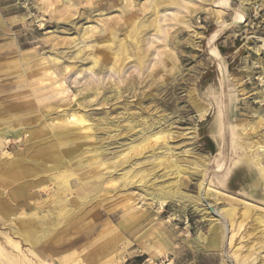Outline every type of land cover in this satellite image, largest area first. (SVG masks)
<instances>
[{
    "label": "rangeland",
    "instance_id": "obj_1",
    "mask_svg": "<svg viewBox=\"0 0 264 264\" xmlns=\"http://www.w3.org/2000/svg\"><path fill=\"white\" fill-rule=\"evenodd\" d=\"M218 1L228 10L218 13ZM232 11L245 14L246 21L236 24ZM211 40L225 66L224 80L209 54ZM93 54L100 58L91 67ZM32 88L52 97L36 106ZM218 105L234 150L232 164L241 160L239 166L258 173L256 196L262 201L233 189L239 174L232 175L231 183H218L220 169L211 160ZM72 115L81 116L83 124L71 125ZM103 117L112 123L99 126ZM159 117L165 119L167 143L149 142L142 150L137 144L127 153L129 129L117 128ZM26 125L43 127L45 137L24 145L29 129L19 139L5 130ZM64 129L84 145L66 167L74 175L67 180L65 211L60 216L41 211L54 208L58 185L52 172L41 175L29 169L21 181L0 180V206L10 190L20 192L21 199L26 196L22 203L28 205L18 204L6 216L0 211L1 245L7 237L27 255L32 248L51 264H264V175L247 163L251 147L264 148V0H0V173L7 162L4 152L24 154L31 166L37 157H32L33 149L54 142L49 131ZM166 147L168 155L149 157ZM186 150L188 154L182 152ZM202 158L212 199L200 195V204L212 209L213 219L195 201L184 205L170 200L159 210L139 183L147 176V187L157 190L169 189L177 180L179 190L195 198L200 178L192 168ZM78 160L85 162L76 169ZM100 161L114 162L113 168ZM11 197L13 204L19 203ZM223 208L234 210L231 224L225 222L226 238L214 228L221 226L215 220ZM32 213L35 222L27 220ZM85 257L91 262H84Z\"/></svg>",
    "mask_w": 264,
    "mask_h": 264
},
{
    "label": "bare ground",
    "instance_id": "obj_2",
    "mask_svg": "<svg viewBox=\"0 0 264 264\" xmlns=\"http://www.w3.org/2000/svg\"><path fill=\"white\" fill-rule=\"evenodd\" d=\"M67 2V1H66ZM158 3V2H157ZM224 3V2H223ZM217 6L220 7V9H218V13L221 12H225L228 10L227 5L221 7V2L218 1L216 2ZM175 5V4H174ZM176 6V5H175ZM172 6V7H175ZM154 8V7H153ZM183 10V9H182ZM174 11V10H173ZM177 11V10H176ZM235 11V10H234ZM237 11V10H236ZM159 10L157 11L158 14ZM165 12V11H164ZM169 12V10H168ZM233 12V11H232ZM171 13V12H170ZM234 13V19H235V23L236 24H240V23H244L246 21V15L242 14L240 12H233ZM148 14V13H147ZM156 14V20H159V17H157ZM166 19V18H165ZM92 20V19H91ZM155 20V18L153 19ZM163 20V19H161ZM93 22V20H92ZM146 22V21H145ZM149 22V20H148ZM154 22V21H153ZM159 22V21H158ZM137 23V22H136ZM152 24V23H151ZM144 25V24H143ZM84 27V26H83ZM89 27V26H88ZM91 27V26H90ZM93 27V26H92ZM155 27V26H154ZM153 27V28H154ZM227 28L226 26L223 27V29ZM82 29V28H81ZM223 29H221L220 31L216 32V35L219 34ZM89 30V29H88ZM158 30V29H157ZM151 31V29H150ZM164 31V30H162ZM152 32V31H151ZM196 33V32H195ZM215 37V36H214ZM212 37V38H214ZM128 38V35L125 36V40ZM113 40V38H112ZM124 40V41H125ZM135 40V39H134ZM106 41V40H105ZM127 42V40H126ZM85 43V42H84ZM83 43V44H84ZM107 45H109L111 42H106ZM121 45L123 46V51L124 54L127 52V46L126 43L124 42L123 44L121 43ZM97 47L100 46V43L96 45ZM259 50V49H257ZM209 54L210 56H212V58L214 60H216L217 65H218V69L221 72V78L223 79V70H225V66L222 63V59L219 58V56L216 54V50L215 48L212 46V40L211 43L209 44ZM151 55V54H150ZM128 57V56H127ZM72 58V57H71ZM100 58V56L93 54L92 56V62L91 67H94L98 64V59ZM127 61V60H126ZM69 64V63H68ZM86 65V64H85ZM83 66V65H82ZM113 66V65H112ZM66 67V66H64ZM90 67V66H89ZM91 67L89 69H91ZM129 67V65H128ZM149 67V66H148ZM84 68V67H83ZM47 71V70H46ZM85 71V70H84ZM76 74V73H75ZM94 81V80H93ZM91 84V83H90ZM94 85V84H93ZM97 85V84H96ZM169 85V84H168ZM86 86V85H84ZM95 86V85H94ZM90 87V86H89ZM98 87V86H97ZM94 88V89H97ZM81 88V87H80ZM108 88V87H107ZM67 89V88H66ZM89 89V88H88ZM30 90H34L33 91V95L35 94V98L38 100V102L36 103V106H38L40 103L41 104H46V100L47 97H52V93L50 92L49 94L47 92H45L42 89H37L35 90V88H32ZM96 90H94V93ZM99 92V91H98ZM87 93V91H86ZM106 93V92H105ZM118 93V92H117ZM99 94V93H98ZM119 94V93H118ZM188 94V93H187ZM103 95V93H102ZM222 95L224 96V99L226 98V93L224 91L223 88V92ZM88 96V95H87ZM97 96V95H96ZM115 96V95H114ZM119 96V95H116ZM33 97V98H34ZM93 97V96H92ZM100 97V96H99ZM228 97V96H227ZM83 98V97H82ZM87 98V97H86ZM80 99V98H79ZM116 99V98H115ZM89 100V99H88ZM111 100V99H110ZM86 101V100H85ZM96 101V100H95ZM146 101V100H145ZM157 101V100H156ZM223 103V102H222ZM99 104V103H98ZM226 104V103H225ZM177 105V104H176ZM93 106V105H92ZM227 107V106H226ZM57 108V107H56ZM97 108V107H96ZM104 108V107H103ZM224 108V106H223ZM44 109V108H43ZM98 109V108H97ZM99 110V109H98ZM226 110V109H225ZM159 111V110H158ZM53 112V111H52ZM106 111H104L105 113ZM206 110L201 111V113H199L200 116H203V114H205ZM42 113V112H41ZM137 113V111H136ZM154 113V112H153ZM76 114V113H75ZM79 114V113H78ZM110 114V113H109ZM40 115V114H39ZM43 115V114H42ZM80 115V114H79ZM104 115V114H103ZM102 115V116H103ZM124 115V114H123ZM167 115V114H166ZM125 116V115H124ZM107 117V115H106ZM120 117V116H119ZM147 117V116H146ZM65 118V117H64ZM85 118V117H84ZM102 118V117H101ZM127 118H129L127 116ZM153 118V117H152ZM152 118H148V119H144V120H140L139 122H134L132 125H130V123H128L125 126H122L121 128H117V132L120 131V129H124V130H128L130 133L126 139L128 140V143L125 145L126 146V150H128L127 153H129L130 150H134L137 148V144L140 145L141 150L142 147L144 145H146L149 142H154L157 143L159 142V140L164 141V143L166 144L167 141L164 140L165 138V130L163 129V125L165 123V119L163 117H159L157 120L152 119ZM202 118V117H201ZM216 118H217V124H216V130H215V135H214V140L216 142V153L215 155L211 156V160L217 164L218 169H220V176L218 178V183L220 185L224 184V183H231L233 182L232 179V175L235 176L236 178L238 177L239 182H237L236 184H238L237 186L235 185L233 187V189L239 193L242 194L250 199H255V200H259L262 201L261 198H257L256 195H258L259 191H260V186H261V180L259 178V175L256 171H252L249 170L248 167H246L245 165L239 166L240 161H238L237 165L232 164V156L231 154L233 153V147L230 145V141H229V137H228V133L226 130V127L228 125H226V123L224 122V112L222 110V106L218 105L217 108V114H216ZM57 119V118H56ZM67 119V118H66ZM119 119V118H118ZM137 120V118H136ZM47 121V120H46ZM50 121V120H49ZM57 121V120H56ZM82 121L84 122V120L82 119L81 116L78 115H72V118L69 120V122H71L72 124H75V126L81 125L83 124ZM103 121L104 122H100L98 125L99 126H107L110 123H112V120L108 119V118H104L103 117ZM117 121V120H116ZM134 121V120H133ZM45 122V121H44ZM53 122V120H52ZM51 122V124H52ZM60 122V121H59ZM114 122V121H113ZM259 122V121H258ZM19 123V122H18ZM22 123V122H21ZM41 123V122H40ZM58 123V122H57ZM115 124H117V122H114ZM113 123V124H114ZM37 125V124H36ZM48 125V123L46 124ZM45 125V126H46ZM50 125V124H49ZM53 125V124H52ZM51 125V126H52ZM58 125V124H57ZM94 125V124H93ZM97 125V124H96ZM173 125V124H172ZM137 126L139 127L138 130H136L135 128H137ZM168 126V125H167ZM7 127V126H6ZM54 127V126H53ZM247 127V126H246ZM112 128V127H111ZM116 128V127H115ZM27 129H29L28 132V138L26 139V141L24 142V145L27 144L30 141H36L39 139H42L43 137H45V132H43V127L42 128H31L29 125L25 126V127H20L14 130H10L9 128H6L5 130L6 133H14L18 139L21 136L22 133H24L23 131H26ZM48 129V128H47ZM52 129V128H51ZM251 130V128H249ZM126 130V131H127ZM47 131V130H46ZM66 129L62 130L61 133L60 131H49L50 135L54 138V142L49 143L43 147L37 148L35 149L34 146L31 148H34L33 151L35 150V153L32 155V157H38V162L35 161L37 159L34 158V161L31 162V166H29L27 164V160L24 158V154L18 155V154H14V155H9L7 154V152H4L6 158H7V162L6 164L3 166V170H1L2 172L0 173V180H2V184L8 181H13V182H17V181H21L24 177L23 173L26 172V170H31V172L37 173V174H41L43 175V173L49 171L54 173L53 175V181L54 183H56L58 185V187L56 188V192L54 193V195H52L53 197V210H45V208H41V211L49 213L50 216H54V214H56L57 216H60L63 214V212L65 211L64 206L66 205V203L68 202L66 199L67 196V192L69 191V187L67 185V180L68 177H72L73 171H67L68 167V163L71 162V160H73L81 151V149L84 148V145L81 143V141L75 137V135L73 134L74 132L72 130L67 131ZM103 132L104 135H106V130L104 129ZM112 131V130H111ZM115 131V130H114ZM171 131V128H170ZM48 132V134H49ZM248 132V131H247ZM109 133V132H108ZM112 133V132H111ZM85 134V133H84ZM87 134V133H86ZM97 134V133H95ZM11 136V135H10ZM98 136V135H97ZM113 136V135H112ZM93 137V136H92ZM94 138V137H93ZM92 138V140H93ZM9 139V138H8ZM89 139V138H88ZM91 139V138H90ZM89 139V140H90ZM104 139V138H103ZM17 141V140H16ZM88 141V140H86ZM94 141V140H93ZM100 141V140H99ZM103 141V140H102ZM100 141V142H102ZM14 142V141H12ZM138 142V143H137ZM35 143V142H33ZM107 143V142H106ZM160 143V142H159ZM21 144V143H20ZM36 144V143H35ZM161 144V143H160ZM3 145V143L1 142V146ZM23 145V144H22ZM21 145V146H22ZM103 146V145H102ZM152 146V145H151ZM155 146V145H154ZM153 146V147H154ZM166 146V145H165ZM9 146H7L8 148ZM27 146H24L23 148L25 149ZM104 147V146H103ZM107 147V145H106ZM168 147V145H167ZM165 148L163 150H160L158 152H156L155 154L149 155L150 158H152V156H164V155H168V148ZM185 147V146H184ZM31 148L26 149L24 151L27 152V154H30V151L27 150H31ZM99 148V147H98ZM162 148V147H160ZM169 148L171 149L172 147L169 146ZM103 149V148H102ZM140 149V148H139ZM97 150V149H96ZM109 150V149H108ZM95 151V150H94ZM136 151V150H135ZM258 152H261V154H257ZM90 152V151H89ZM119 152V151H118ZM137 152V151H136ZM135 152V153H136ZM186 154H188L187 150L186 151H182ZM230 152V154H229ZM88 153V152H87ZM92 153V152H91ZM100 153H106L104 151H100ZM111 153V152H110ZM117 153V152H116ZM126 153V154H127ZM134 153V152H133ZM1 154V153H0ZM99 154V152H98ZM113 154V153H112ZM151 154V153H150ZM183 154V153H182ZM185 154V155H186ZM131 156V155H130ZM133 156V155H132ZM117 157V155H116ZM121 157V155H120ZM248 157L249 159H247V163L250 166V168H256L259 169L260 172L262 173V175H264V148L259 146V149L253 150V147L250 148V150L248 151ZM92 158V157H91ZM127 158V157H125ZM33 159V158H32ZM120 159H124V158H120ZM128 159V158H127ZM160 159V158H159ZM30 160V159H29ZM112 160V158H111ZM116 160V159H115ZM134 160V159H133ZM165 160V159H164ZM91 161V160H90ZM97 161V160H96ZM99 161V160H98ZM105 161V160H104ZM113 161V160H112ZM136 161V159H135ZM160 161V160H159ZM85 162V160H78L76 163H78L76 165V169L81 168V166L83 165V163ZM101 162V161H100ZM48 164L47 167H44L45 164ZM105 163V162H103ZM174 163V162H173ZM102 164V162H101ZM107 164V165H106ZM106 164H102V165H106L107 167L111 168L112 165L114 164V162H112L111 164L106 163ZM136 164V162L134 163ZM130 165V163H129ZM175 165V164H174ZM173 165V167H174ZM195 167L192 168V173L196 174L197 176H199V180L197 182V186H198V195L195 198L189 197L188 194L185 195V193L183 194L180 190H179V184L178 181L176 180L172 187H170L169 189H164L163 187L157 188V190L150 189L147 187V179L145 176H142L141 174V181L139 182L141 184V182H143V190L146 193L147 197H149V199L151 201H155L158 205V209L161 210L163 208V206L166 204V202L173 200V201H178L180 203H183L184 205L186 204H191L192 201H195L194 203L197 204L199 203V206H201V211L203 212V214L205 215L206 218L210 219L211 213H213L212 209L211 212L208 209H205V206H202L200 204V195L203 196V198H207V199H212V195L208 194V186H209V179L207 178V172H206V168H207V162H206V158H202L201 161H196L194 163ZM193 165V166H194ZM60 167H63L64 169L62 170V172H60V170H58ZM101 167V166H100ZM105 167V166H103ZM105 167V169L107 168ZM131 167V166H130ZM48 168V169H47ZM113 168V167H112ZM115 168V167H114ZM176 170H180L183 173H190L191 171H186L184 168H179L178 166L174 167ZM188 169V168H187ZM104 170V168H103ZM108 170V169H107ZM120 170V169H119ZM60 172V173H57ZM109 171V170H108ZM116 171V170H115ZM236 171V172H235ZM22 172V173H21ZM128 173V171L126 172ZM123 174V173H122ZM121 174V175H122ZM124 175V174H123ZM229 175V176H228ZM126 176V175H125ZM33 177V176H32ZM124 178V176H121ZM120 178V177H119ZM75 182H77L78 184H80V178H74ZM122 179V178H121ZM25 180V179H24ZM38 180V179H37ZM90 180V179H89ZM126 181V180H124ZM123 181V182H124ZM32 182V181H31ZM50 182V181H49ZM36 183V182H35ZM46 183V182H45ZM129 183V182H127ZM69 184V183H68ZM171 184V185H172ZM5 185V184H4ZM10 185V184H9ZM21 186V185H20ZM23 186V185H22ZM21 186V187H22ZM142 186V185H141ZM152 186V185H151ZM230 186V185H229ZM3 187V186H2ZM28 187V186H27ZM36 187V186H35ZM15 188V186L13 187ZM183 188V187H182ZM19 190V189H18ZM17 190V191H18ZM142 190V191H143ZM11 194H6L4 197V202L2 203V205L0 206V211L3 212L4 216L6 215H10L13 212H15V210L17 208H19L18 204H21L22 207L28 206L26 202L22 203L23 201H26L27 197L23 196L22 199L21 197V193H17L14 194V191L10 190ZM29 192V191H28ZM48 190H45V193H47ZM13 196L15 200L19 201V203L13 204V198L11 197ZM30 196H34L33 194H30ZM112 196V195H111ZM2 197V196H1ZM36 198V197H35ZM197 198V199H196ZM21 199V200H20ZM194 199V200H193ZM99 200V199H98ZM2 199L0 200L1 203ZM100 201V200H99ZM127 202V201H126ZM125 202V203H126ZM97 205V204H95ZM123 205V204H122ZM131 205V204H130ZM128 205V206H130ZM57 206V207H56ZM126 206V205H125ZM131 207V206H130ZM129 207V208H130ZM95 208V207H94ZM133 208V207H132ZM198 208V207H197ZM196 208V209H197ZM22 209V208H21ZM245 210L247 211V208H245ZM54 211V212H53ZM244 211V210H243ZM245 211V213H246ZM1 212V213H2ZM11 212V213H10ZM24 212V211H22ZM133 212V211H132ZM0 213V214H1ZM219 213V212H218ZM216 214V213H214ZM234 210L232 208H223L221 216L218 220L216 219L215 221L217 223H219L221 226L217 227L214 226V228L216 229H220L221 231H223V236L225 237L226 235V228H225V222L228 220V222H230L233 218H234ZM2 216V215H1ZM35 214H31L30 216H28L27 220H31L32 222H35L34 217ZM215 216V215H214ZM216 217V216H215ZM23 218V217H22ZM213 219V217H212ZM248 219V218H247ZM231 224V222H230ZM20 227L22 229H24L22 227V225H20ZM20 230V231H24V230ZM39 229V228H38ZM50 232V231H49ZM13 234V233H12ZM10 235V234H9ZM48 236V235H47ZM222 236V237H223ZM226 238V237H225ZM231 239V238H230ZM215 241V240H214ZM217 242H215L216 245H219L218 239H216ZM222 242V241H221ZM7 246V248H6ZM31 247V246H30ZM218 247V246H217ZM10 248V250L15 251L16 254H12L10 251H7V249ZM48 248V247H47ZM24 250V249H23ZM25 251V250H24ZM24 251H22V249L19 247V244L17 241H12L11 239L7 238L5 239V244L1 245L0 242V264H51L49 262H46L45 260L42 261L43 257L36 254L32 248H30V252L29 255H27L26 253H24ZM44 255V254H43ZM256 255V254H255ZM240 256V255H239ZM66 257V256H65ZM256 257V256H255ZM55 260V259H54ZM91 262L88 257L84 258V262ZM74 263V262H73Z\"/></svg>",
    "mask_w": 264,
    "mask_h": 264
}]
</instances>
